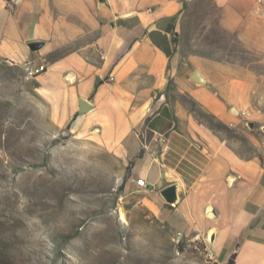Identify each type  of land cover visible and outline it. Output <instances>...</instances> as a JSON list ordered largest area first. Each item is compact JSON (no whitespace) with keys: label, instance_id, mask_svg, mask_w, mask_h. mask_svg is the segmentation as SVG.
<instances>
[{"label":"crops","instance_id":"crops-1","mask_svg":"<svg viewBox=\"0 0 264 264\" xmlns=\"http://www.w3.org/2000/svg\"><path fill=\"white\" fill-rule=\"evenodd\" d=\"M214 1L222 8L224 28H259L264 20V0ZM100 2L20 0L8 6L0 0V56L33 69L45 67L36 76L38 90L56 125H101L107 139L122 142L135 160V172L153 187L147 207L157 219L180 236L197 239L216 264L231 257L233 264H264L263 142L250 134L257 153L242 157L182 107L174 109L163 92L172 81L178 92L232 128L243 123L262 132L264 113L249 103L227 108L226 89L218 96L205 74L185 68L175 43L179 1ZM53 10L80 23H64L63 42L89 35L85 46L98 63L78 52L45 60L49 40L61 27ZM35 41L45 42L39 52L27 46ZM195 70L204 85L190 78ZM231 81L224 78L226 88H235ZM80 100L91 108L80 112ZM168 186L175 187L177 197L171 204L161 195Z\"/></svg>","mask_w":264,"mask_h":264},{"label":"rangeland","instance_id":"rangeland-1","mask_svg":"<svg viewBox=\"0 0 264 264\" xmlns=\"http://www.w3.org/2000/svg\"><path fill=\"white\" fill-rule=\"evenodd\" d=\"M58 16L60 33L49 40L45 60L78 52L98 63L85 46L89 35L63 42L64 23H80L53 10ZM222 19L214 0L189 5L175 39L180 58L205 74L218 96L226 89L227 108L249 103L264 113V20L259 28L227 29ZM35 42L43 43L39 52L45 42ZM30 70L0 56V264H210L189 246L202 247L197 239L180 236L147 207L150 194L136 186L135 160L120 140L107 139L101 125L52 121L39 73ZM177 86L165 91L167 103L194 118L193 99ZM196 110L205 111L198 103ZM223 124L210 131L242 157L257 153L250 134L264 144L257 129Z\"/></svg>","mask_w":264,"mask_h":264},{"label":"trees","instance_id":"trees-1","mask_svg":"<svg viewBox=\"0 0 264 264\" xmlns=\"http://www.w3.org/2000/svg\"><path fill=\"white\" fill-rule=\"evenodd\" d=\"M178 1H179V3H181V10L179 12L180 18H181L182 13L189 8V5L196 4V2H198V0H192L191 2H189L188 0H178ZM201 1H203L204 3H212V0H201ZM182 26H183V24H182ZM172 84H173L172 81H168L165 91L169 90L170 87L172 86ZM37 86H38V84L35 82V87H37ZM165 91L163 92V95L165 96V100L167 101V96L165 94ZM190 103L192 105L190 112L193 114L194 118L200 124L205 125L209 130H213L214 126L222 128V129H226V126L221 121H219L214 115H212L206 111H203V110H198V112H196L197 111L196 110L197 109V103L194 100H190ZM74 117H76V115ZM202 118L209 119L208 120L209 122H207V123L202 122ZM67 127H69V124L67 125ZM226 264H233L232 257L226 262Z\"/></svg>","mask_w":264,"mask_h":264},{"label":"water","instance_id":"water-1","mask_svg":"<svg viewBox=\"0 0 264 264\" xmlns=\"http://www.w3.org/2000/svg\"><path fill=\"white\" fill-rule=\"evenodd\" d=\"M27 46L30 51H37L43 46V43L31 42ZM190 78L199 84H203V85L205 84V80L203 79V77L201 76L198 70L193 71ZM79 104H80V112H86L91 108V105L85 100H80ZM232 113H236L235 109L233 108H232ZM161 195L167 203L169 204L173 203L172 200L173 197L175 196V187L174 186L166 187L165 189L162 190Z\"/></svg>","mask_w":264,"mask_h":264},{"label":"built area","instance_id":"built-area-1","mask_svg":"<svg viewBox=\"0 0 264 264\" xmlns=\"http://www.w3.org/2000/svg\"><path fill=\"white\" fill-rule=\"evenodd\" d=\"M14 1H20V0H5V3L8 5V6H11L13 5ZM45 70V67L44 66H40L39 68H36L34 70H30L29 74L30 75H34V74H38L42 71ZM241 115H243V112L241 113ZM262 132L264 133V126L262 127ZM136 186L142 190L143 192H146L148 194H151L153 192V187L148 184L146 182L145 179L143 178H140L138 180H136ZM189 246L195 250H198L200 251V253L205 257L206 260H208V262L210 264H216L215 261H214V258L213 256L210 254V252L205 248V247H200L198 246L197 244H194L191 242V244H189Z\"/></svg>","mask_w":264,"mask_h":264},{"label":"bare ground","instance_id":"bare-ground-1","mask_svg":"<svg viewBox=\"0 0 264 264\" xmlns=\"http://www.w3.org/2000/svg\"><path fill=\"white\" fill-rule=\"evenodd\" d=\"M176 198H177L176 196H174V197H173V200H172V201H173V203H174V200H175Z\"/></svg>","mask_w":264,"mask_h":264}]
</instances>
